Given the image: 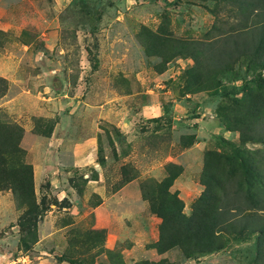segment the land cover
<instances>
[{"label":"rangeland","instance_id":"374dc122","mask_svg":"<svg viewBox=\"0 0 264 264\" xmlns=\"http://www.w3.org/2000/svg\"><path fill=\"white\" fill-rule=\"evenodd\" d=\"M223 3L0 0V135L25 152L40 209L32 237L18 223L25 206L11 189L0 190L2 264L16 256L15 264L250 263L255 236L197 258L154 246L161 219L150 198L162 195L160 182L176 173L169 191L189 214L204 189L206 155L237 142L227 126L264 98L249 81L247 58L214 86L192 52L180 49L185 40L214 38V26L235 24ZM92 132L95 160L68 163L70 147ZM98 171L105 199L86 186Z\"/></svg>","mask_w":264,"mask_h":264},{"label":"trees","instance_id":"16d2710c","mask_svg":"<svg viewBox=\"0 0 264 264\" xmlns=\"http://www.w3.org/2000/svg\"><path fill=\"white\" fill-rule=\"evenodd\" d=\"M222 1L238 18L235 24L227 29L214 26L218 30L214 38L185 40L180 49L192 52L194 64L212 76L214 86L219 83V74L233 70L236 63L247 58L249 81L264 92V0ZM239 88H234L235 93ZM244 110L227 126L238 132V141H226L227 151L206 155L204 189L193 200L189 214L183 212L177 193L169 191L176 173L160 182L162 195L150 198L152 211L161 219L154 244L158 252L178 247L185 257L197 258L224 248L231 239L243 241L255 236V252L249 264H264V98L251 101ZM248 144H261L262 149ZM24 153L0 135V190L11 189L19 205L25 206L18 220L20 231L33 237L40 209L34 198L33 168L24 161ZM40 203L42 211L47 209L45 198L41 197ZM21 241L28 246L25 239ZM144 264L174 263L160 258Z\"/></svg>","mask_w":264,"mask_h":264},{"label":"crops","instance_id":"0c3cea01","mask_svg":"<svg viewBox=\"0 0 264 264\" xmlns=\"http://www.w3.org/2000/svg\"><path fill=\"white\" fill-rule=\"evenodd\" d=\"M90 134L91 135L85 137L83 139V141H81V142L77 141L72 145V147H70V151L67 152L70 156V158H68V163H70L72 165H84V164H87V163L95 160L94 156H95V150H96V145H97L96 132H92ZM47 151H48V149H47ZM96 170H98V169H96ZM86 186L87 187L93 186L94 189L98 192V194H100L102 196V199H105V197H103L104 191H102V186H104L102 173H99V171H98L95 176L88 178L86 181ZM62 191H64V190H62ZM62 191H60V192H62ZM104 201L105 200H102V203L99 205V207H101L102 204H104ZM78 206L80 207V204L78 203V201H77V204H76V202H74L72 204L71 211H70V214L72 215L71 219H77L78 218V215H76V214L80 213V211L78 210ZM100 214L101 213H99L98 210L95 211L97 223H99L98 221H99V215ZM96 225L98 227H104V224H96ZM66 226L67 225H61L60 224L57 226V228L59 230H61V229L64 230V228H66ZM17 259H18V256H16L14 259L12 258L9 264H15ZM0 264H2L1 256H0Z\"/></svg>","mask_w":264,"mask_h":264}]
</instances>
